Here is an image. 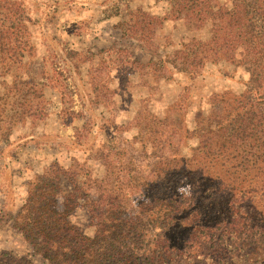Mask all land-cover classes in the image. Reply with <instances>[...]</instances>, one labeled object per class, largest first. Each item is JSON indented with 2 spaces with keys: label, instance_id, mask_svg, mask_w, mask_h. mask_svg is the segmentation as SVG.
<instances>
[{
  "label": "trees",
  "instance_id": "1",
  "mask_svg": "<svg viewBox=\"0 0 264 264\" xmlns=\"http://www.w3.org/2000/svg\"><path fill=\"white\" fill-rule=\"evenodd\" d=\"M172 2L169 19L182 20L196 30L208 26L210 39L184 41L171 55L144 67L153 65L159 78L165 77L167 67L192 77L193 71L207 64L224 62L246 70L244 91L230 97L213 95V108L195 115L196 131L181 134V125L170 118L155 119V130L150 125L145 133L152 146H161L167 133L197 137L198 145L189 155L175 150L173 158L156 163L152 178H122L120 172L126 168L111 174L115 180L110 190L96 189L100 197L108 196L102 208L88 205V191L98 182L105 185L103 180L85 187L86 180H78L74 168L58 164L36 177L28 185L25 204L11 218L12 227L47 264H223L232 261L237 251L248 264H264V215H257L258 206L264 204V0H226L218 7L211 0ZM163 21L140 9L122 24L123 35L129 33L148 46ZM1 22L0 36L10 38L4 44L0 41V64L5 58L13 62L22 57L19 51L26 43L19 35L22 26L7 28L9 21ZM2 28H7L6 33ZM10 68L8 64L6 70ZM27 77L24 83L14 78L7 94L31 84L41 86L33 76ZM41 94L32 92L35 99ZM28 97L26 92L8 104L0 98V140L9 138L15 125L27 119L36 125L47 116L44 100L34 105ZM179 98L175 110L186 100L184 95ZM8 107L17 112L9 116ZM105 167L113 173L118 168L108 160ZM182 181L188 182L187 195L181 190ZM133 191L141 196L134 207ZM78 199L90 206L91 236L70 222ZM0 264L34 262L2 251Z\"/></svg>",
  "mask_w": 264,
  "mask_h": 264
},
{
  "label": "rangeland",
  "instance_id": "2",
  "mask_svg": "<svg viewBox=\"0 0 264 264\" xmlns=\"http://www.w3.org/2000/svg\"><path fill=\"white\" fill-rule=\"evenodd\" d=\"M211 2L218 7L226 0ZM172 4V0H0V22L7 19V28L22 26L19 35L26 42L19 51L22 57L13 62L4 57L0 64L2 104L27 92L34 105L44 100L47 114L36 125L31 119L15 125L11 136L0 140V252L13 251L34 264H47L12 227V219L25 204L28 185L52 164L74 168L77 179L86 180L85 187L103 180L105 185L98 182L88 191V205L102 208L108 196L100 197L96 189L110 190L115 180L111 174L126 168L120 172L122 178H152L155 164L173 158L175 150L189 155L198 139H184L181 134L196 131L195 115L213 108L210 98L215 94L230 97L244 91L249 79L246 70L224 62L207 64L193 71L192 77L167 67L165 77L159 78L153 65L144 67L171 55L184 41L210 39L208 26L196 30L182 20L169 19ZM140 9L164 19L148 46L129 33L123 35L122 24ZM7 28L1 31L6 33ZM0 38L4 44L10 37ZM27 76L41 86L31 84L7 94L14 78L24 83ZM34 91L43 92L42 98L35 99ZM183 95L185 102L175 110ZM16 112L11 110L9 116ZM166 117L181 125V134H163V143L156 148L145 141V133L150 125L155 130V119ZM106 160L118 167L114 173L105 167ZM181 190L189 194L187 181H182ZM133 193L134 207L141 196L139 191ZM83 201L74 203L69 219L91 236L90 206ZM258 207L257 215H264V204ZM242 254L237 251L232 261L223 264H248Z\"/></svg>",
  "mask_w": 264,
  "mask_h": 264
}]
</instances>
